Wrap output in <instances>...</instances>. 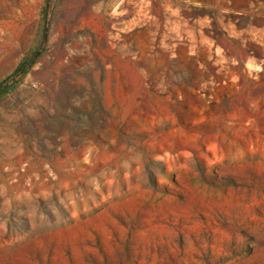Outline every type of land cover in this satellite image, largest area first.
Here are the masks:
<instances>
[{
  "label": "rangeland",
  "instance_id": "rangeland-1",
  "mask_svg": "<svg viewBox=\"0 0 264 264\" xmlns=\"http://www.w3.org/2000/svg\"><path fill=\"white\" fill-rule=\"evenodd\" d=\"M0 264H264V0H0Z\"/></svg>",
  "mask_w": 264,
  "mask_h": 264
},
{
  "label": "trees",
  "instance_id": "trees-1",
  "mask_svg": "<svg viewBox=\"0 0 264 264\" xmlns=\"http://www.w3.org/2000/svg\"><path fill=\"white\" fill-rule=\"evenodd\" d=\"M3 84H0V94L4 93L5 91L2 90Z\"/></svg>",
  "mask_w": 264,
  "mask_h": 264
}]
</instances>
